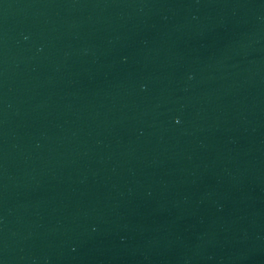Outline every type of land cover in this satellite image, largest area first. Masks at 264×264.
<instances>
[{
  "label": "water",
  "instance_id": "95a60500",
  "mask_svg": "<svg viewBox=\"0 0 264 264\" xmlns=\"http://www.w3.org/2000/svg\"><path fill=\"white\" fill-rule=\"evenodd\" d=\"M0 264H264V0H0Z\"/></svg>",
  "mask_w": 264,
  "mask_h": 264
}]
</instances>
